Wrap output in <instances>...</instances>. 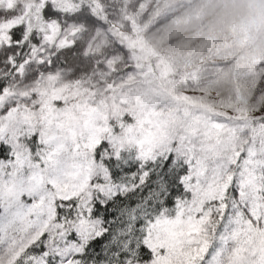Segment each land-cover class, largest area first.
I'll use <instances>...</instances> for the list:
<instances>
[{"label": "snow or ice", "instance_id": "obj_1", "mask_svg": "<svg viewBox=\"0 0 264 264\" xmlns=\"http://www.w3.org/2000/svg\"><path fill=\"white\" fill-rule=\"evenodd\" d=\"M90 21L0 0V264H264V60L101 79Z\"/></svg>", "mask_w": 264, "mask_h": 264}, {"label": "rangeland", "instance_id": "obj_2", "mask_svg": "<svg viewBox=\"0 0 264 264\" xmlns=\"http://www.w3.org/2000/svg\"><path fill=\"white\" fill-rule=\"evenodd\" d=\"M116 1L98 0V4L109 6L104 11L108 18L104 21L110 22L108 25L107 22L103 24L100 35L94 34V25L88 24V32L84 35L89 51L95 53L93 59L101 62V79L123 68L125 60L123 57L113 56V47H110L116 39L122 41V24L139 23L125 12L127 7ZM146 2L141 9H136L142 11L146 17L150 13L158 17V20L154 19V28L144 40L146 50L158 62H162L163 67L166 64L178 77L195 70L209 78L211 87L223 89L233 80H243L258 60H264V0ZM122 7L124 12L115 11V8ZM116 13L119 15L118 22L114 20ZM196 17L202 18L199 25L194 24ZM145 22H149V18ZM73 27L80 29L78 34L83 30L81 24ZM71 30L72 28L68 29ZM230 58V62L226 63ZM203 60L207 64L200 67ZM215 61H220L221 64H212ZM140 62L147 71L145 62Z\"/></svg>", "mask_w": 264, "mask_h": 264}, {"label": "trees", "instance_id": "obj_3", "mask_svg": "<svg viewBox=\"0 0 264 264\" xmlns=\"http://www.w3.org/2000/svg\"><path fill=\"white\" fill-rule=\"evenodd\" d=\"M88 2L91 3V5L94 9L95 15L99 16L100 19L103 21L108 19L104 15V11H105V9H108L109 6H106V5L104 6L103 4H98L97 3L98 0H88ZM116 2L123 5V7H127L125 12L131 16L132 20L134 18V20L139 21V23L138 24H132V25L122 24V33H121L122 41H119L116 39V41H114V43L111 44V46H110V47H113V49H111L113 56L123 57L124 60L126 58L132 59L135 63H139V64L141 63L140 61L143 60V62H145L146 68H148L149 65H151V67L153 69L162 68L163 67L162 62H158L159 60H156V58H154L152 56V54L146 50V47L144 44V40L147 38V36H149V33L154 28V23H155L154 19L158 20V17H154L153 13H150L149 16L146 17V16H144V13L142 11H140L139 9L138 10L136 9V8L141 9V6H143L144 4L147 3L146 0H117ZM102 3H103V1H102ZM96 5H99V7H96ZM112 7H115V6H112ZM123 7L122 8H115V11L119 12V13L124 12L123 10H121V9H123ZM86 14L87 13H85V15ZM148 18H149V22L146 23L145 20H147ZM118 19H119V15H118V13H116L114 20L116 22H118ZM201 20H202V18L196 17L194 20V24L199 25ZM105 22H107V25H108V23L110 21L108 20ZM88 24L94 25L93 26L94 31H95L94 34L100 35V33H102L103 28H104L103 24L100 25L99 27L96 26L95 21H90ZM76 25H80V24H76ZM80 28H82V27L80 26ZM76 30L78 33L80 29L78 30V28H76ZM128 31H129V33H128ZM121 46H123V47H121ZM109 57H112V56L109 55ZM230 60H231V58L225 62L229 63ZM258 61H261V60H258ZM206 64H207V61L203 60L200 63V67H202ZM212 64H221V62L215 61V63H212ZM165 66H167V65L164 64V67Z\"/></svg>", "mask_w": 264, "mask_h": 264}]
</instances>
